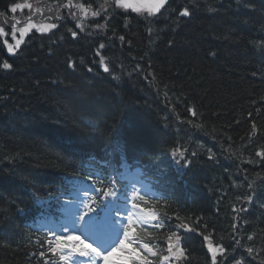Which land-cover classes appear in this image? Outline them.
Instances as JSON below:
<instances>
[{"label": "trees", "instance_id": "obj_1", "mask_svg": "<svg viewBox=\"0 0 264 264\" xmlns=\"http://www.w3.org/2000/svg\"><path fill=\"white\" fill-rule=\"evenodd\" d=\"M20 1L0 0V11ZM169 3L158 18L131 17L127 27L128 16L113 19L117 35L125 36L123 44L111 37V31L103 36L81 34L73 40L64 27L73 26L70 20L48 34L30 33L15 56L7 54L0 38V63L7 60L13 65L11 70L0 68V264H42L29 255L38 251L27 239L30 232L17 234L18 223L8 222L17 207L10 196L22 190L25 200L19 205L31 194L60 185L62 175L72 177L81 155L104 153L118 135L125 145H136V152L125 147L123 156L119 151L107 152L100 159H124L142 167L145 179L164 197L147 205L158 215L170 206L188 226L225 246L233 244L231 225L237 216L233 207L248 209L239 214L242 236L264 230V161L255 156L264 148V135L247 140L249 112L264 128V53L252 43L264 41V0ZM193 3L191 18L178 15V10ZM198 7L204 14L195 13ZM101 42L105 44L101 55L113 74L124 75L120 83L92 63L99 61L95 52ZM70 60L76 62L75 70L68 67ZM137 64L142 70H134ZM136 82L150 104L141 105L130 92L115 86L132 87ZM171 87L188 100L186 105L176 96L169 98ZM188 106L196 107V117L186 111ZM188 119L203 127L180 122ZM181 146L188 149L187 168L175 166L168 157ZM248 159L256 162H242ZM30 178L36 183L28 188ZM166 181L171 187L165 191L160 186ZM252 181L253 202L242 205ZM185 197L193 201L182 204ZM183 237L188 264H209L201 237L196 233ZM256 246H264V241L257 239ZM241 254L247 257L238 249V258Z\"/></svg>", "mask_w": 264, "mask_h": 264}, {"label": "snow or ice", "instance_id": "obj_2", "mask_svg": "<svg viewBox=\"0 0 264 264\" xmlns=\"http://www.w3.org/2000/svg\"><path fill=\"white\" fill-rule=\"evenodd\" d=\"M166 6L170 7L169 0H34V3L24 0V2L11 4L6 11H0V18H3L5 23L9 19L8 13L16 14L18 10L23 12L25 9L31 13L26 17V21L12 15L13 22L10 31L0 26V37L11 36L14 43H9L5 39L3 47L6 48L9 56H15L21 50V46L26 43L25 37L33 30L46 34L60 28V22L71 20L74 22L73 26L67 27L65 24L64 27L67 28L73 40L78 39L81 34L108 35L111 31V37L117 38L123 44L125 36L117 35L112 25V20L116 16L131 11L140 16L146 13L147 18H158L162 9L167 10ZM194 6V3L191 7L184 6L178 10V15L191 18ZM208 11L213 12L215 9L209 8ZM35 15L41 17V23L33 21ZM18 25L22 26L17 27ZM124 26H128L127 19H125ZM148 33L150 37L153 35L151 27ZM171 43L170 41L169 44ZM252 43L255 48L264 53V41L260 43L253 41ZM104 48L105 44L99 43L95 56L100 59L99 61L93 60L92 63H98L105 73L113 74V70L105 62L107 58L101 55L100 50ZM210 55L214 57L216 53L213 51ZM83 63L82 60L81 64ZM68 67L75 70L76 62L70 60ZM0 68L11 70L13 65L5 60L0 63ZM134 70H142L141 65L137 64ZM87 71L93 72V68L88 67ZM113 79L119 80L120 76L113 74ZM172 110L175 112L174 105ZM186 111L192 117L198 115L195 106H188ZM259 112L260 109L257 108L256 113L259 114ZM177 118L179 119L178 113ZM248 118L251 128L247 134V140L251 142L255 136L264 135V128L257 124L252 112L248 113ZM180 122L194 127H203L201 124H193L190 119ZM228 139L231 140L230 137ZM111 144L116 151L121 153V156H123L125 147L136 152V145L131 143L125 145L119 135ZM230 148L231 144L224 150L229 152ZM186 153L188 149L183 146L173 148L171 151L175 163L184 168L189 167L191 163ZM190 155L196 156L197 153L191 152ZM255 156L259 157L260 161H264V148L256 151ZM208 158L209 160L214 159V154L210 153ZM79 160V167L72 177L65 175L63 187L49 192L48 200L41 201L40 198L34 197L33 203L41 207L55 205L52 212L48 214L46 222L35 229L36 232H40L42 228V235L33 238L30 232L27 237L29 243L34 244L38 249L29 255L38 257L42 264H188L190 255L183 244V232L203 236V241L207 242L210 264H252L253 261L264 264V255H262L264 246L260 248L256 246L257 239L264 241V230H261L259 234H248L246 238L240 233L239 214L247 212V207H233L232 209L237 213L231 225L233 244L225 246L217 243L214 245L209 242L210 235H203L198 228L188 226L184 222L185 218L171 210L170 206L165 208L162 216L146 207L151 201L159 198L153 196L150 188L139 180H131L115 168L110 169L107 175L103 174L104 168L108 167L107 162L96 161L91 153H84ZM93 161H96V164H93ZM181 161L184 163L181 164ZM242 162L255 163L256 161L248 159ZM96 165L101 166L96 167ZM124 167L128 166L124 165ZM248 189L249 193L243 197L242 205H250L253 202L255 181L248 184ZM146 196L151 199H146ZM17 211L24 212L25 209L17 208ZM173 220L178 223L173 225L171 223ZM196 223L199 224L200 220L197 219ZM149 229H166V232H154ZM160 235L164 236L163 243L166 246L152 242L154 236ZM242 240L245 242L242 243ZM238 249H243L247 257L241 254L238 258Z\"/></svg>", "mask_w": 264, "mask_h": 264}, {"label": "bare ground", "instance_id": "obj_3", "mask_svg": "<svg viewBox=\"0 0 264 264\" xmlns=\"http://www.w3.org/2000/svg\"><path fill=\"white\" fill-rule=\"evenodd\" d=\"M199 9H196V14H198V13H201V14H204V11L202 10V8H200V7H198ZM194 13V12H193ZM128 16V18H126ZM135 16H139V15H137V14H135L134 12H127V13H122V14H120V15H118V16H116L114 19H118V20H121V19H124V18H126V19H128V20H130V19H133V18H135ZM131 17H133V18H131ZM72 23H74L73 21H71ZM115 28H117L116 27V24H114L113 25ZM61 34V33H60ZM59 44L61 45L60 47H61V49L64 47L63 46V42L62 41H59ZM132 52L134 53V54H141V55H143V53H144V51H141V52H138V51H134V50H132ZM127 77L129 76V75H127V74H125ZM124 77V75H122L121 77H120V79L119 80H116V79H114V81L116 82V83H120L121 82V79ZM118 89H125L126 91H128V92H130V94H131V96H132V98L133 99H136V101L138 102V103H140L141 105H143V106H145V105H148V104H150L151 103V101L149 100L150 99V97H148L146 94H145V92H144V89L142 90V85H141V83L140 82H136V84L134 85V86H132V87H127V86H124V85H122L121 84V86H120V88L117 86V85H115ZM172 88V87H171ZM172 90L173 91H171L170 93H169V98L171 99V100H173V98H175V96H176V99H178L179 101H181L184 105H186L187 103H186V101H188V100H185L184 98H183V96L181 95V94H179L178 92H177V90L176 89H174V88H172ZM174 91H176L178 94L176 95L175 94V92ZM189 102H191V101H189ZM137 104V103H136ZM189 104V103H188ZM226 133V132H225ZM34 183H36L35 182V180L34 179H31L30 178V181L27 183V187L29 188V187H31L32 185H34ZM10 198H11V201H12V203L14 204V205H16V206H18V203L17 202H21V201H24L25 200V193L22 191V190H20L18 193H16V194H14V195H12V196H10ZM2 218V214H1V212H0V219ZM16 223H18V225H19V222H16Z\"/></svg>", "mask_w": 264, "mask_h": 264}, {"label": "rangeland", "instance_id": "obj_4", "mask_svg": "<svg viewBox=\"0 0 264 264\" xmlns=\"http://www.w3.org/2000/svg\"><path fill=\"white\" fill-rule=\"evenodd\" d=\"M29 2H33L34 3V0H29ZM41 7H43V5H40ZM129 12H131V11H129ZM9 15H11V13H8ZM31 13L29 12V10L28 9H25L23 12H21V11H19L18 10V12L16 13V14H12V15H15V17L17 18V19H20V20H22V21H26V17L28 16V15H30ZM136 14V13H135ZM11 15V16H12ZM11 16H10V18L8 19V22L7 23H5L4 22V19L2 18L1 19V21H2V27H4L5 28V30L6 31H10V28H11V23L13 22L12 20H11ZM145 16H147V14L145 13L143 16H141V17H145ZM33 21L34 22H36V23H41L42 21H41V17L39 16V15H35V16H33ZM20 26H22V25H18L17 27H20ZM33 32H35V30H33ZM35 33H37V32H35ZM17 36H19V34L17 33ZM2 39H9V43H14V41H12V39H11V36L9 35V36H7V37H1Z\"/></svg>", "mask_w": 264, "mask_h": 264}]
</instances>
